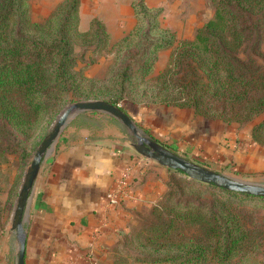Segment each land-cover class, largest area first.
<instances>
[{
  "label": "trees",
  "instance_id": "trees-1",
  "mask_svg": "<svg viewBox=\"0 0 264 264\" xmlns=\"http://www.w3.org/2000/svg\"><path fill=\"white\" fill-rule=\"evenodd\" d=\"M130 1L136 22L109 42L98 18L78 29V0L60 1L40 21L28 17L25 0H0V142L3 133L40 130L47 112L76 96L101 98L121 109L125 100L190 107L197 115L223 122H243L264 112V0H209L212 16L191 38H176L174 30L161 25L159 7ZM141 44L139 63L132 69L133 60L127 57ZM76 47L83 49L78 53ZM166 47H172L166 64L150 74L156 53ZM84 49L112 52L107 67L111 89L81 87L91 80L75 67ZM250 136L264 145V114ZM205 184L220 196L186 205L180 204L183 199L171 201L165 181L163 199L148 210L152 220L124 236L142 253L122 251L113 264H189L208 257L222 262L251 246L257 232L238 202L264 195ZM259 230L263 236L264 224Z\"/></svg>",
  "mask_w": 264,
  "mask_h": 264
},
{
  "label": "crops",
  "instance_id": "crops-1",
  "mask_svg": "<svg viewBox=\"0 0 264 264\" xmlns=\"http://www.w3.org/2000/svg\"><path fill=\"white\" fill-rule=\"evenodd\" d=\"M58 1L36 0V8L44 15ZM203 1L144 0V3L149 8H160V24L174 30L176 37L191 38L197 23L205 20ZM77 12L78 23L98 18L110 41L136 22L130 0H78ZM168 53L169 48L158 52L155 67L162 65ZM95 62L99 63V58ZM126 105L124 111L157 141L162 139L161 134L165 139L169 135V140L181 135L187 141L175 144L199 148L201 154H210L218 160L254 156V150L245 147L247 133L222 127L225 124L218 120L201 125L198 120L205 117L195 114L190 107ZM130 135L118 119L103 111L82 110L67 120L50 153L42 159L29 192L23 222V264H104L132 211L160 197L170 171L151 158L137 157ZM126 168L132 175V195L110 206L105 201V192ZM88 180L92 183H86ZM16 244L8 219L0 227V264H14Z\"/></svg>",
  "mask_w": 264,
  "mask_h": 264
},
{
  "label": "rangeland",
  "instance_id": "rangeland-1",
  "mask_svg": "<svg viewBox=\"0 0 264 264\" xmlns=\"http://www.w3.org/2000/svg\"><path fill=\"white\" fill-rule=\"evenodd\" d=\"M62 1V0H60ZM60 1L53 4L49 11L41 15L40 11L36 8V0H25L27 7V14L31 20L40 21L42 20L52 9L58 4ZM202 10L205 12V20L212 16L213 7L209 0H204ZM203 21V22H204ZM202 22V23H203ZM197 23V26L202 24ZM88 23H77V27L79 30H85ZM15 28V26L13 27ZM170 29V28H169ZM151 37V36H150ZM178 38V37H176ZM181 38V37H180ZM109 42H113L110 41ZM141 41L140 43H142ZM139 43V44H140ZM141 45H137V51L134 54L129 55L127 58L133 60L131 62V67L134 69L139 62V52L142 48ZM136 47L131 48V50L136 49ZM169 48V53L172 47ZM80 47H76L75 51L80 53ZM161 50V49H160ZM158 50V52L160 51ZM158 52L156 53V58L153 61L152 69L150 74H156L158 70L164 67L168 60V56L164 57V61L162 65L158 68L155 67V62L158 58ZM99 58V63L95 62L96 59ZM127 58L122 59V61H126ZM92 59V60H90ZM90 60L89 63L87 61ZM113 61V54L111 51H100L99 53H89L88 49H84L82 55L77 61L75 67H81L82 73L86 77H90V81H83L81 84L82 88L91 89V90H106L112 88V81L110 80V73L108 71V66ZM120 62V63H121ZM155 67V68H154ZM81 99L80 96H76L73 100H64L58 109L50 110L45 115L43 121H46L45 125L40 129L33 131L31 135H23L15 131H10V134H2L0 147L2 148V152L0 154V227L10 219L12 209L15 202V197L17 194V190L22 179L23 173L31 159L32 153L43 137V135L48 130L50 124L56 117V115L63 109V107L74 100ZM126 101V102H125ZM122 103L123 109L128 108L126 104H131L133 102L129 100H125ZM163 105V104H161ZM173 106V105H166ZM166 109H169L166 107ZM168 114V110H166ZM264 112L260 111L259 113L254 114L249 119L243 122H223L225 125L222 127H229V129H235L236 133L239 131L241 133H247L245 147L251 148L254 150V156L251 158H244L242 155L240 157L235 156L234 158L231 156L227 159L218 160V158H214L213 156L201 154L199 148H186L182 145L175 144V142L180 141V144L187 141L185 136H178V139L169 140V135L165 139L163 138V134L159 135L162 139L160 142L165 144L168 148L176 151L183 156L190 158L196 162L201 163L204 166L212 168L214 170L220 171L222 173L228 174L230 176L241 178L244 180L259 182L264 184V145H260L254 141H252L250 133L252 126L257 123L262 117ZM193 117V116H191ZM207 119V120H206ZM208 120L216 119H200L198 120L199 124L206 125ZM214 121V122H215ZM219 121V120H218ZM216 123V122H215ZM137 127L140 129V132L144 136H148L154 138L147 129H143L141 125L136 122ZM215 125V124H214ZM221 126V125H220ZM7 127V126H6ZM8 128V127H7ZM9 130V129H8ZM38 132V133H37ZM245 138V135L243 136ZM131 138V135H130ZM133 141V138H131ZM167 140L169 142L167 143ZM243 146V145H242ZM186 149V150H185ZM192 150V151H191ZM244 152V151H243ZM154 160V159H153ZM155 161V160H154ZM186 176V175H185ZM188 177V176H186ZM184 176H177L173 174H168L166 178L167 187L165 191H170L171 193V201H175V199H183V202L180 204L192 205L195 200H203L209 201L212 197H219L217 190L211 186L206 185L204 182H196L193 180H189ZM164 196V195H163ZM163 196L158 197L155 201L148 205H142L134 209L131 213V217L128 220L126 228L118 235L115 242L111 245V251L107 253L106 262L104 264H113L114 258L119 254L122 255V251H128L130 254L142 253V250L136 246H134L133 242H126L125 234H130L135 231L145 222H150L152 220V214H149V208L156 202H159L163 199ZM234 203L237 200H233ZM232 202V204H234ZM239 206L243 212L249 217L251 223L250 227L256 230L257 234L253 238V242L251 246L237 252L229 259L225 261H216L211 258H205L199 260L198 262L189 263V264H264V234L260 233L261 225L264 224V199L260 198H246L244 200H240ZM5 218V221L3 220ZM263 228V227H262ZM15 241V239H14ZM122 253V254H121Z\"/></svg>",
  "mask_w": 264,
  "mask_h": 264
},
{
  "label": "water",
  "instance_id": "water-1",
  "mask_svg": "<svg viewBox=\"0 0 264 264\" xmlns=\"http://www.w3.org/2000/svg\"><path fill=\"white\" fill-rule=\"evenodd\" d=\"M82 110L103 111L118 119L132 135V147L136 153L154 159L158 164L171 169H179L188 177L204 183H213L215 186L249 194L264 195V184L262 183L236 178L214 170L177 153L155 138L144 136L132 118L118 105L101 98L74 100L65 105L56 115L48 130L36 145L20 181L10 216V227L15 233L17 243L14 264H23L25 206L39 165L42 159L50 153L56 137L67 120L76 112Z\"/></svg>",
  "mask_w": 264,
  "mask_h": 264
},
{
  "label": "built area",
  "instance_id": "built-area-1",
  "mask_svg": "<svg viewBox=\"0 0 264 264\" xmlns=\"http://www.w3.org/2000/svg\"><path fill=\"white\" fill-rule=\"evenodd\" d=\"M137 157L143 158L137 154ZM131 173L128 168L122 170L116 177L114 184L105 192L104 198L108 205H117L123 198L132 195Z\"/></svg>",
  "mask_w": 264,
  "mask_h": 264
},
{
  "label": "clouds",
  "instance_id": "clouds-1",
  "mask_svg": "<svg viewBox=\"0 0 264 264\" xmlns=\"http://www.w3.org/2000/svg\"><path fill=\"white\" fill-rule=\"evenodd\" d=\"M86 183H89V184H91V183H92V181H91V180H88V181H86Z\"/></svg>",
  "mask_w": 264,
  "mask_h": 264
}]
</instances>
